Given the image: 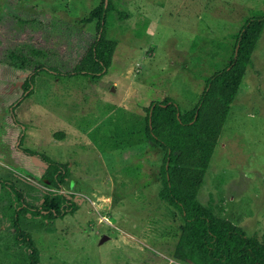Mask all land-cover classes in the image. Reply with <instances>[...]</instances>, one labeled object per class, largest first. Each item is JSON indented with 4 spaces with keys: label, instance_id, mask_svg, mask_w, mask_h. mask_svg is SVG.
Returning <instances> with one entry per match:
<instances>
[{
    "label": "rangeland",
    "instance_id": "1",
    "mask_svg": "<svg viewBox=\"0 0 264 264\" xmlns=\"http://www.w3.org/2000/svg\"><path fill=\"white\" fill-rule=\"evenodd\" d=\"M101 2L0 0V177L38 206L44 165L23 149L42 153L66 164L61 189L77 201L72 214L49 220L18 214L0 187V264L26 263L16 226L37 249L36 264H197L174 257L183 221L156 195L162 152L140 134L145 107L170 98L180 112L192 108L264 0H108L103 25L115 47L106 73L88 79L71 69L95 37L87 19ZM21 50L35 66L68 74L37 73L11 113L30 69L6 54ZM196 200L264 241V24Z\"/></svg>",
    "mask_w": 264,
    "mask_h": 264
},
{
    "label": "trees",
    "instance_id": "2",
    "mask_svg": "<svg viewBox=\"0 0 264 264\" xmlns=\"http://www.w3.org/2000/svg\"><path fill=\"white\" fill-rule=\"evenodd\" d=\"M111 5L105 0L88 15L95 19L96 34L71 71L74 75L95 79L105 74L111 62L115 41L107 39L103 21ZM118 16L123 18L124 13ZM264 24V12H256L241 24L234 39L235 52L227 65L204 78L203 88L192 108L180 112L175 101L164 98L151 101L145 107L141 136L162 152L158 178L159 200L171 206L183 221V238L177 245L174 257L197 264H264V241L247 236L242 229L226 218L214 215L196 200L214 143L227 117L229 107L237 92L249 63V56ZM11 64L30 69L19 97L10 104V112L21 100L28 97L37 73L57 78L68 72L32 62L21 50L8 51ZM61 138V133L54 134ZM28 156L37 158L43 165L42 180L45 190L38 206L24 203L21 191L15 184L0 177V187L8 190L18 203V214L30 213L46 219L72 214L77 201L71 193L61 189L67 166L45 154L23 149ZM16 237L24 244L26 263L36 264L38 251L27 232L18 230ZM199 256V260L195 258ZM201 260V261H200Z\"/></svg>",
    "mask_w": 264,
    "mask_h": 264
},
{
    "label": "water",
    "instance_id": "3",
    "mask_svg": "<svg viewBox=\"0 0 264 264\" xmlns=\"http://www.w3.org/2000/svg\"><path fill=\"white\" fill-rule=\"evenodd\" d=\"M104 238H105L104 236H101L100 241H102Z\"/></svg>",
    "mask_w": 264,
    "mask_h": 264
}]
</instances>
